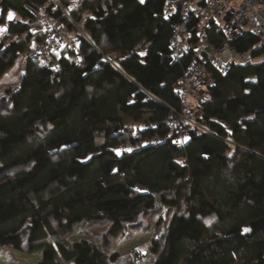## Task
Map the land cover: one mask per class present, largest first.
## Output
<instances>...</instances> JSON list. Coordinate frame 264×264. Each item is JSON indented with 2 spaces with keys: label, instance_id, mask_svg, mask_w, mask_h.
Instances as JSON below:
<instances>
[{
  "label": "trees",
  "instance_id": "obj_1",
  "mask_svg": "<svg viewBox=\"0 0 264 264\" xmlns=\"http://www.w3.org/2000/svg\"><path fill=\"white\" fill-rule=\"evenodd\" d=\"M61 1L64 11L51 0L0 1V33L17 16L0 47V80L24 64L0 103V249L40 251L39 264H118L122 255L109 253L106 237L121 238L158 212L156 236L130 264H264L258 39L231 41L260 61L213 75L206 103L195 107L203 130L190 128L179 146L163 139L189 61L173 62L169 49L179 16L166 11L176 0ZM43 9L78 41L77 51L52 55L54 69L25 58L50 35ZM206 43L217 49L222 39L211 29ZM135 137L160 141L123 150ZM94 225L107 227L103 245L71 238Z\"/></svg>",
  "mask_w": 264,
  "mask_h": 264
},
{
  "label": "built area",
  "instance_id": "obj_2",
  "mask_svg": "<svg viewBox=\"0 0 264 264\" xmlns=\"http://www.w3.org/2000/svg\"><path fill=\"white\" fill-rule=\"evenodd\" d=\"M79 1L82 0H67L69 4ZM51 4L64 11L61 0H51ZM171 13L179 16V22L173 26L169 40L171 58L173 62H179L183 56H187L189 61L183 78L173 86L181 104L179 111L170 112L168 125L171 131L163 139L184 146L190 128L203 130L197 124L195 107L206 103L207 90L214 84L213 75L224 76L233 65H252L258 61L252 51L237 52L230 43L235 38L251 34L258 39L253 49H264V0H183L171 5ZM65 15L68 17L66 13ZM6 21L7 25L0 33V47L7 28L17 22V16L8 15ZM42 21L50 28V35L44 45L34 47L25 58L36 59L41 65L54 69L58 64L51 63L52 55H62L65 49L77 51L78 41L44 9ZM73 27L75 33L88 39L79 25L73 24ZM211 29L222 39V44L217 49L206 43L207 32ZM207 49H211V53ZM129 131L125 129L124 133ZM159 141L158 137H135L126 141L122 149L151 146Z\"/></svg>",
  "mask_w": 264,
  "mask_h": 264
},
{
  "label": "rangeland",
  "instance_id": "obj_3",
  "mask_svg": "<svg viewBox=\"0 0 264 264\" xmlns=\"http://www.w3.org/2000/svg\"><path fill=\"white\" fill-rule=\"evenodd\" d=\"M183 0H176L178 4ZM171 13V6L167 8L166 14ZM10 16V15H9ZM4 29H1L3 31ZM208 53H211V49H207ZM260 61V60H258ZM24 72L23 60H20L7 74L0 80V103L5 97V91L7 89H15L18 85L20 76ZM138 149V147L125 150L132 152ZM157 213V214H156ZM152 213L140 217L135 223V226L126 230L125 234L121 238L109 239L106 237L107 227L105 225L94 226H82L73 233L71 238H81L87 236L92 238L93 242L97 245H103L104 238L106 237L108 242L107 250L109 253L118 251L122 257L118 264H130L131 259L134 256L146 254L150 247V242L153 237L156 236L155 229L158 222H160L159 213ZM160 229H158L159 231ZM162 230V229H161ZM103 238V239H102ZM41 252H35L27 254L21 251H17L11 248L0 249V264H39L41 260ZM155 258L149 257L146 262H139L138 264H154Z\"/></svg>",
  "mask_w": 264,
  "mask_h": 264
}]
</instances>
